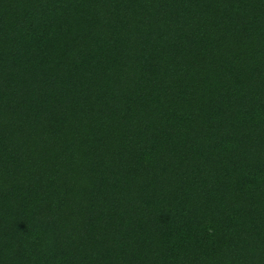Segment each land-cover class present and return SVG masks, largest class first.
I'll return each mask as SVG.
<instances>
[{"label":"trees","instance_id":"1","mask_svg":"<svg viewBox=\"0 0 264 264\" xmlns=\"http://www.w3.org/2000/svg\"><path fill=\"white\" fill-rule=\"evenodd\" d=\"M0 264H264V0H0Z\"/></svg>","mask_w":264,"mask_h":264}]
</instances>
